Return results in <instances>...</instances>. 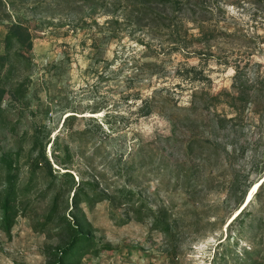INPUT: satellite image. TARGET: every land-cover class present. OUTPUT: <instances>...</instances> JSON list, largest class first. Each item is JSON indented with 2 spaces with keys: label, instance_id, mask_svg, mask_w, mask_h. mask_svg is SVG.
Returning a JSON list of instances; mask_svg holds the SVG:
<instances>
[{
  "label": "rangeland",
  "instance_id": "obj_1",
  "mask_svg": "<svg viewBox=\"0 0 264 264\" xmlns=\"http://www.w3.org/2000/svg\"><path fill=\"white\" fill-rule=\"evenodd\" d=\"M198 1L199 5L191 3L179 14L174 29L172 24L163 25L168 24L164 17L169 9L153 5L136 9L117 0H0V55L8 48L13 66L12 70L1 68L0 79L8 80L7 87L22 79L25 82L24 108L10 109L6 94L3 98L6 111L0 124V147L21 148L22 158L34 126L45 128L50 141L60 129L58 134L64 139L60 145L70 147L74 179L96 176L97 191L107 189L111 194L122 185L104 183L105 178L111 181L116 162L135 151L141 140L169 134L171 127L161 115L162 107L168 111L173 104L185 106L191 94L201 89L209 94L228 90L235 71L245 68L254 76L252 63H259V72H264V6L245 0ZM17 16L32 35L31 49L21 51L25 62L15 59L19 48L13 41L8 45L3 41L7 25ZM209 51L213 57L207 56ZM152 102L157 109L142 117ZM214 107L232 118L223 102ZM68 114L75 117L61 126ZM187 115L184 111L176 115L183 120L175 128V141L167 144L160 137L165 152L174 142L182 150L186 140L206 137L200 119L193 122ZM246 115L242 121L248 126L244 134L238 133V144L245 138L254 145L259 133L264 134V120L253 129L257 116ZM203 117L204 113L201 121ZM106 122L114 127L111 134L106 132ZM69 131L82 135L69 143L64 137ZM199 149L193 153L201 165L198 155L204 153ZM45 152L50 166L61 172L51 159L48 143ZM254 156L259 161L256 173L250 168ZM156 157L142 167L149 171L147 176L128 185L151 206L166 207L170 234L152 229L148 219H133L124 205L108 199L95 201L84 208L83 222L98 250L85 253L79 264H240L260 255L264 262V210L257 208L256 199L242 228L237 223L227 227L245 184L230 188L232 167L247 174L246 185L257 180L264 170V142L248 147L232 166L221 152L215 164L203 169L199 183L189 187L150 171L158 162ZM22 167L20 177L24 178L26 166ZM207 175L209 181L204 180ZM49 196H30L27 214H17L8 234L0 230V264H48L46 253L56 247L57 238L51 228L40 232L33 225L47 211ZM251 235L257 237L254 248ZM233 247L234 253H229ZM253 249L258 254L252 256ZM226 254L229 257L222 260Z\"/></svg>",
  "mask_w": 264,
  "mask_h": 264
},
{
  "label": "trees",
  "instance_id": "obj_2",
  "mask_svg": "<svg viewBox=\"0 0 264 264\" xmlns=\"http://www.w3.org/2000/svg\"><path fill=\"white\" fill-rule=\"evenodd\" d=\"M117 1L127 2L136 9L149 5L162 9H169L170 14L164 17L168 24L163 25L169 27L171 26L169 24H172L174 29L176 28V18H178L181 12L191 3L196 6L199 5L198 0ZM245 1L264 6V0ZM236 2L240 1L237 0ZM157 15L158 18L162 16L161 13L158 12ZM6 29L7 31L3 37V41H5L6 45L13 41L19 48V53L16 54L15 59L25 62L26 58L22 56L21 51L28 52L31 49L32 43V35L28 27L22 23L21 17L17 16L7 25ZM111 36H114V33H112ZM207 56L213 57L211 51L208 52ZM216 62H220V59H217ZM5 66H7L8 70L13 69L8 54V48L0 55V69ZM252 67L254 68L253 77L246 72L245 68L235 71L231 77V84L228 90L222 89L215 94H209L208 91L201 89L191 94L190 102L185 106L173 104L167 107L168 111H164L165 109L162 107L160 111L162 113L161 115L167 119L171 127L169 134L164 136L159 134V137H155L152 141L141 140L137 144L135 151L116 162L114 167H112L113 175L111 181L105 178L104 183H122V185L118 186L111 194L108 193L107 189H104V192L97 191V183H100V181L96 176L90 178L77 177L76 180L74 179L70 147L67 143L60 145L61 140H64L62 138L63 135L58 134L60 129L56 131L50 141V134L48 131H45V128L34 126L30 134V147L26 155L22 158L20 155L22 151L21 148L17 147L16 149L5 150L3 147H0V230L6 234L9 233L17 214L21 212L24 215L27 214L25 210L29 208L28 206H30L32 202L30 196L35 194L34 198L36 199L50 195L48 197L47 211L41 215L39 219L37 218L33 225V228L40 232H44L48 230V228H51L54 236L57 238L58 244L56 247L51 248L46 253L48 264H79L85 253L96 252L98 250V244L94 241L90 228L83 222V210L84 208L89 209L95 201H100L102 199L111 200L119 206L124 205L127 211L129 210L130 213H132L133 219L138 221L148 219L152 229L170 234V224L167 221L166 214L168 212L166 207L157 209L151 206L150 203L141 198L128 183L141 182L143 180L142 177L147 176L149 172L143 170L142 167L146 164L147 159L157 156L156 159L158 162L150 171L153 170L157 174H161L162 172L168 181L172 180V182L176 184L186 183L189 187L191 183H199L203 169L215 164L221 152L224 153L227 158H230L229 163L230 166H232L233 160L243 157L248 147L253 146L256 148L258 142H264V134L262 133V135H260L261 133H259L256 144L252 145L251 142L246 141L245 138L238 144V133L242 132L244 134L246 131L244 128L248 126V124L245 123L246 121H242L245 120L247 112L254 113L257 116L255 122L257 125L253 126V129L259 127L260 123L264 120V72H259V63H252ZM6 81L8 80L3 82L0 79V124L2 125L4 121L2 114L6 111L2 108L5 94L10 109L12 106L16 107L17 105L24 108L22 102V87L25 83L24 80L22 79L15 82L9 87H7ZM221 102L232 112V118L226 117L224 114L216 111L214 106L216 103ZM149 107L150 111L141 114L142 117L149 116L154 109H157V105H154L153 102ZM178 111L188 113L186 119L193 122L200 119L202 126L207 130V135L199 139L186 140V145L182 150L180 149V145H176L174 142L172 145L167 146L169 151V153H167V151L165 152L162 146L159 145V139L162 136L167 144L172 140H176V138L173 137L175 128L177 124L182 123L183 120L177 118L176 115ZM203 113L204 117L202 120L204 122L199 118ZM74 117L75 115L72 114L66 115L61 126H63L66 120ZM105 124L109 125L110 123L106 122ZM125 125L126 124H124L123 127H125ZM106 130L107 134H111L114 131V127L109 125V128ZM219 133L220 135H218ZM80 135H82V133L76 134L75 132L69 131L64 137H66L68 139L67 141L70 143L74 141L75 137H79ZM47 143L51 149V159L54 161L55 165L63 169L61 172L58 168H52L50 166V160L45 152V145ZM197 148H200L199 151L204 153V155H198L201 165L195 162L196 155L193 152ZM84 161H90V158H85ZM258 163L259 161L256 160L254 156L250 166L253 173L259 172ZM22 166H26V175L24 178L20 177L21 170L23 169ZM232 169V179L227 182L232 183L230 184V188L236 190L242 186L241 183H245L240 199L241 204L247 189H249L250 185L256 180L249 181L246 185L247 177L244 176H247V174L233 167ZM209 179L210 177L207 175L204 180L209 181ZM235 183L239 184L237 185ZM87 189L90 191L89 194L86 192ZM63 196H66L64 201H62ZM68 197L69 201L67 200ZM253 198L256 199L257 208L264 210V180L259 184L257 191L254 193L249 203L239 210L228 222L227 227L235 223H237V228L243 227L246 217L250 216L253 211L250 207L253 203ZM65 211L67 212L65 213ZM120 222H124V219H121ZM250 227L249 225V229ZM237 234H240V232L237 231ZM226 237L229 240L228 235H226ZM256 239V235H251L249 239L253 248L254 245L257 244ZM238 241L239 240L236 239L234 244H237ZM234 250L235 248L233 247L228 252L230 253L231 251L234 253ZM250 254L254 256V254H258V252L253 249ZM229 255L230 254L223 255L221 259H226ZM240 264H264V262L263 257L260 255L258 258H250L247 263Z\"/></svg>",
  "mask_w": 264,
  "mask_h": 264
},
{
  "label": "bare ground",
  "instance_id": "obj_3",
  "mask_svg": "<svg viewBox=\"0 0 264 264\" xmlns=\"http://www.w3.org/2000/svg\"><path fill=\"white\" fill-rule=\"evenodd\" d=\"M263 174H264V170H263L262 175L252 185H250L249 189L246 192V195L244 196V199H243L242 203L234 211L233 217L239 212L240 209H242V207H245L249 203V201L251 200L252 196L257 191L259 184L264 180Z\"/></svg>",
  "mask_w": 264,
  "mask_h": 264
},
{
  "label": "water",
  "instance_id": "obj_4",
  "mask_svg": "<svg viewBox=\"0 0 264 264\" xmlns=\"http://www.w3.org/2000/svg\"><path fill=\"white\" fill-rule=\"evenodd\" d=\"M263 177H264V174H263Z\"/></svg>",
  "mask_w": 264,
  "mask_h": 264
}]
</instances>
